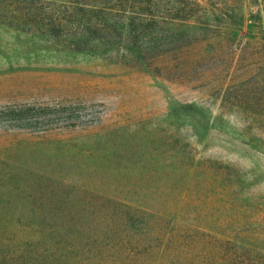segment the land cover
Segmentation results:
<instances>
[{
  "label": "rangeland",
  "instance_id": "374dc122",
  "mask_svg": "<svg viewBox=\"0 0 264 264\" xmlns=\"http://www.w3.org/2000/svg\"><path fill=\"white\" fill-rule=\"evenodd\" d=\"M178 1L184 42L141 66L48 26L76 0H0V256L29 263L92 192L264 252V0Z\"/></svg>",
  "mask_w": 264,
  "mask_h": 264
},
{
  "label": "trees",
  "instance_id": "16d2710c",
  "mask_svg": "<svg viewBox=\"0 0 264 264\" xmlns=\"http://www.w3.org/2000/svg\"><path fill=\"white\" fill-rule=\"evenodd\" d=\"M76 1L72 17L48 25L66 33L65 41L74 50H101L142 66L184 42L185 31L159 18L172 10L177 15L171 19L184 18L185 7L178 0ZM87 196L75 213L61 214L58 227L63 232L27 264H89L98 255L106 259L102 264H261L264 257L229 233L187 223L169 225L164 211L144 203L93 192ZM11 256L2 254L0 264H14Z\"/></svg>",
  "mask_w": 264,
  "mask_h": 264
}]
</instances>
